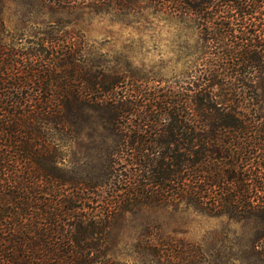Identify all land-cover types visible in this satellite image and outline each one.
Wrapping results in <instances>:
<instances>
[{
    "label": "trees",
    "instance_id": "trees-1",
    "mask_svg": "<svg viewBox=\"0 0 264 264\" xmlns=\"http://www.w3.org/2000/svg\"><path fill=\"white\" fill-rule=\"evenodd\" d=\"M40 1L136 5L197 40L177 75L138 83L81 66L59 30H8L0 0V264H148L168 238L145 209L251 224L264 264V0Z\"/></svg>",
    "mask_w": 264,
    "mask_h": 264
},
{
    "label": "rangeland",
    "instance_id": "rangeland-1",
    "mask_svg": "<svg viewBox=\"0 0 264 264\" xmlns=\"http://www.w3.org/2000/svg\"><path fill=\"white\" fill-rule=\"evenodd\" d=\"M135 6L97 11L50 8L40 0H5L1 17L8 30L19 31L23 38L48 29L59 30L62 40L75 44L81 66L91 71L116 72L131 77V81L139 83L142 79L156 85L181 71L185 46L196 43L197 32H185L176 21L165 22ZM76 149L68 150L67 161L78 159L77 166L82 168L94 160L87 142ZM139 218L137 223L168 238L159 244L158 257L150 258L148 264H257L247 256L253 238L251 224L160 209H145ZM172 249L181 255L167 259L165 255ZM126 261L138 264L132 259Z\"/></svg>",
    "mask_w": 264,
    "mask_h": 264
}]
</instances>
